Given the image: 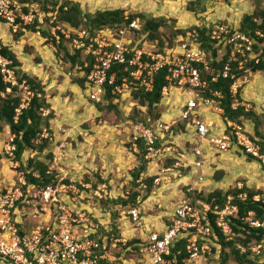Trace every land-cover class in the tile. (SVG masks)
Here are the masks:
<instances>
[{"label": "built area", "instance_id": "obj_1", "mask_svg": "<svg viewBox=\"0 0 264 264\" xmlns=\"http://www.w3.org/2000/svg\"><path fill=\"white\" fill-rule=\"evenodd\" d=\"M45 15L39 10L37 4H30L24 0H0V22L6 24L13 35L24 28L33 25L44 24ZM208 37L215 42L217 47V60L227 56L226 62L219 75L223 78L234 79L231 63L237 62L236 71L244 74L251 72L246 64H263L264 56L261 51L254 49L257 44L251 38L240 32L237 28L228 24L219 23L208 27ZM37 28V26H36ZM141 29L138 19L130 22L128 27L120 28L110 35L111 29L98 31L93 38L85 44L81 39H86V34L78 36L75 49H84L86 55L91 56V67L88 62L78 66L81 75L86 79V89L91 99L100 103L106 93V84L111 88L113 95L122 94L125 90L144 88L152 91L154 80L159 72L166 70V85L162 88V98L166 99L171 90H183L186 94L184 103L179 112V118L175 123L169 124L162 120L157 121L152 128L146 127L141 122L133 125V146L136 148L138 139H143L146 145V158L150 161L158 154H172L174 163L163 169L165 178L155 177L154 185L160 182L171 183V178L180 179L182 169L199 168L202 157L201 147L193 150V156L197 161L187 160V155L171 144L163 149L155 146L156 141L162 139V134L173 137L171 129L173 125L185 123L186 130H191L198 138L199 144L208 142L217 153H226L239 150L243 155L258 161L264 168V155L260 152V146L254 143L248 134L236 123L223 118L228 128L221 135L211 133L207 120L199 113L202 108H211L213 113L223 115V110L218 103L210 97H204L201 93L208 90V94L217 99H222V94L208 88V84L202 78V73L213 74L215 69L211 65L209 54L200 49L198 33L192 30L181 39L175 48L166 49L163 52L155 50L150 52L138 44L132 45L133 41L126 36L134 34ZM107 31V33H105ZM71 33V32H70ZM34 34L43 38L38 31ZM256 36L262 37L258 32ZM186 38V39H185ZM44 42L46 39H43ZM259 47L261 45H258ZM8 61L0 57L1 73L4 81L16 84L12 71L6 68ZM125 65L124 70L129 71V76H123L121 84L116 85V73H110L115 65ZM88 69L87 72L84 70ZM218 77V76H216ZM216 77L212 78L214 82ZM239 80V79H238ZM237 80V81H238ZM236 83L231 86L233 107H251L243 104L237 98ZM25 96L22 99L20 109L28 105L30 92L24 87ZM6 141H2L0 133V154L3 158L12 160L15 147L14 136L7 129ZM17 164V162H16ZM23 173H20L18 184L10 187L0 186V258L7 260L9 264H101L110 259L111 243L110 233L112 230L102 232V224L98 221L93 211L89 208H80L76 201L83 200L81 192L72 184L58 183L56 186H47L36 189L26 183ZM141 174L138 183L139 189H145L143 180L147 177ZM202 175L198 176V182H202ZM25 188V189H24ZM105 186L99 185L93 192L97 200L107 196ZM188 193L191 190H187ZM201 193V192H198ZM105 194V195H103ZM143 195L136 197V207L126 203L121 207L120 216L127 218L135 230L140 231L138 237L137 264H208L215 257L213 245L216 235L212 234L209 214L217 216V227L230 239L231 229L227 217L235 215L237 208L233 206L231 196L227 198L224 207H213L201 200L193 201L186 194L181 198L173 209L170 224L164 223L159 231L144 230L142 213L139 205L143 204ZM246 195L239 194L238 198L244 200ZM129 201V195L122 197ZM25 205V207L23 206ZM20 206H23L20 208ZM26 213V214H25ZM23 214L31 218H39L40 222L30 229L22 228L24 225ZM41 216H48L43 221ZM245 221L253 228L264 229V221L253 219L250 212ZM210 237L212 239H210ZM113 244L119 240H113ZM125 246V240H120ZM119 242V243H120ZM180 243V246H179ZM127 244V243H126ZM251 251L256 256L264 251V244L253 245Z\"/></svg>", "mask_w": 264, "mask_h": 264}, {"label": "rangeland", "instance_id": "obj_2", "mask_svg": "<svg viewBox=\"0 0 264 264\" xmlns=\"http://www.w3.org/2000/svg\"><path fill=\"white\" fill-rule=\"evenodd\" d=\"M63 1L59 0V2ZM71 1L79 3L81 9L88 13L123 9L126 15L131 13H144L156 18L163 17L167 20V23L165 27L160 29V33L164 38L165 49H169L177 47L179 41L184 39L187 33L192 31L194 27H212L214 24L224 23L238 28L243 16L253 11L257 0H228L227 2H223V0H201L206 11L205 13L198 14L189 11V8L193 5L197 9L201 8L197 5L198 0ZM259 2L264 7V0H259ZM210 9L211 11H209ZM220 11H222L221 15L223 17H221L223 19L214 17ZM227 11L231 13L230 20L224 19L226 14L228 16L229 12L227 13ZM232 14L234 15L233 18ZM44 25L48 33L56 35L57 31H61L60 33L64 34L63 44L71 54L75 49V44L78 43V36H83L81 32L75 31L74 33H69L68 31L71 32V30L64 24L57 25L52 30L50 24L45 21ZM176 30H183L186 35L174 36ZM30 32L23 31V34L28 33L29 35ZM114 32L116 31L110 32V35L114 36ZM0 33L2 37L11 35L9 27L4 23H0ZM74 36H77V38H74ZM36 37L33 34V37L31 36L26 39V43L22 47H18L19 50L16 51V54L21 59L19 60L22 63L23 72L37 76L46 86V94L49 97V102L55 117L51 120V134L47 132L43 133L44 138L50 140V145L42 152H26L23 156V162L26 163L30 158L43 162L48 166L50 172L56 174L58 183L69 180L70 183L67 184L76 186L78 190H84V192H81L83 200L76 201L79 203L80 208H89L93 211V214L96 215L98 221L103 226L101 228L102 232L112 230L109 237H111L113 246L109 248L111 256L108 264H137L138 248L136 245L130 243H133V241L138 242L140 231L135 230L127 218L120 216V212H122L121 207L123 206L122 197L126 195L130 196V193L134 190V186L131 184V171L139 165L137 149L134 146L132 147L135 132L132 124L139 117L135 110L136 103L133 101L131 95L134 89H128L122 94H118L119 96L114 103L112 101L113 106H115L114 109L107 108L108 103L106 102L101 110L92 103L91 95L89 96L90 91H87L86 88L84 89L79 85L73 86L75 84L74 82L81 78V75L76 68L73 69L69 64L64 62V53L58 51L55 45L52 44V46L50 42L49 44H45L44 38L37 37L35 39ZM126 37L131 39L133 44H139L143 41V37L137 33L128 34ZM55 40L58 43L59 37L56 36ZM170 42L171 46H169ZM140 47H144L150 52H154L158 48L157 42L148 40L146 42L143 41ZM38 59L40 60L39 64L36 61ZM243 80H247L244 83L245 85L241 83ZM53 81L57 84L54 89ZM235 83L237 86L236 91L237 93L239 92V101H241V90L246 89L245 93H247H243V98L245 95V99L253 104V108L258 112L260 110L261 112L263 111V113H258L254 109L253 112L257 117V121L250 123L243 120L242 127L249 136L258 142L264 143L263 98L261 100H255L253 98L254 95L260 96L261 87L264 86V72H248ZM175 92L178 91L172 90L173 94H176ZM178 95L179 100L181 99L180 102L183 101V97H187L185 93H183V96ZM24 96L25 93L23 91L21 97L24 98ZM162 103L161 101V106L157 108L158 112L164 109ZM178 106L176 109H178ZM176 120L177 118H174L171 124L175 123ZM215 120L220 123H225L223 118H215ZM256 122L258 123L257 128L255 127ZM6 130L7 127L5 126V129L1 132L3 142L7 138L5 135ZM256 132L263 136V139L258 137ZM161 137L159 149H163L171 144L186 154L187 160L192 161L194 158L193 150L196 144H199V140L191 130H186L185 135L177 134L173 137H168L162 134ZM201 148L203 151L207 150L209 148L208 142L201 144ZM215 155L214 160L216 162L212 160L208 161V159L203 163V177H205L203 182L205 184L209 183V186H211V180L214 181L215 175L221 172V180L216 184L217 188H222V190L227 191L233 188L247 186L249 189L262 192L264 196V168L258 161L243 155L239 150H232L224 154L218 153ZM170 158H172V154L162 153L150 160L148 163V176L165 178L166 173L163 172V169L166 168L165 164H167ZM200 160L203 162L205 159L201 157ZM190 168L186 171L182 169L181 175H188L189 173L191 178L194 177L193 179L197 182L198 176L202 175V170L196 168L192 171V168L191 170ZM0 171L3 172L1 179H4L6 182L2 187H10L13 184H18L20 173H23V176L22 174L21 176L24 177V172L19 171V163L16 164L13 159H5L3 155L0 163ZM9 181L10 184L8 183ZM83 184H89L91 189H85ZM99 185L105 186L103 190L107 191V196L102 200H97L93 195L94 190ZM194 185L195 187L190 193L185 190L173 191L168 187L170 191L163 190L166 192L165 194L160 192L162 191L161 188L154 185L152 187V190L156 193L154 200L149 195V198H144L143 204L138 206L142 213V231L161 230L164 226V219L171 216L175 204L185 194L194 201L196 200L192 195L194 192H201L206 195L215 190L211 189L212 186L201 187L198 183ZM179 189H182V183L179 185ZM163 194L165 196L169 195L173 199L169 198L163 202ZM255 198L258 199L259 197L257 196ZM161 204L163 205L161 206ZM23 206L25 207V205ZM23 206H20V208ZM25 214L22 215L24 221L22 228L27 230L40 222L39 218L33 219L28 214ZM41 217L43 221L49 219L48 216ZM113 240H119V242L120 240H125L127 244L125 243V246L121 242L113 244ZM217 240L218 237L213 240L215 242L216 256L209 260L208 264H221V256L219 255L221 246L217 245ZM262 256L264 257V254ZM0 263L9 264L7 260L1 258ZM259 263H264V258ZM225 264L236 263L231 258H228Z\"/></svg>", "mask_w": 264, "mask_h": 264}, {"label": "trees", "instance_id": "obj_3", "mask_svg": "<svg viewBox=\"0 0 264 264\" xmlns=\"http://www.w3.org/2000/svg\"><path fill=\"white\" fill-rule=\"evenodd\" d=\"M215 1V0H209ZM217 1V0H216ZM228 0H223L227 2ZM28 5L37 4L39 10L45 15L44 21L50 24L51 30L56 28L57 25H67L71 30V33L84 32L86 34V39H79L81 42L87 44L93 36L101 30H118L120 28L128 27L131 21L138 19L141 25V29L138 32L139 36L143 37V41L146 42H157V51H165L164 38L160 33V29L165 27L167 20L163 17L156 18L144 13H131L126 15L123 9L114 10H103L96 11L95 13L84 12L81 6L77 2L71 0H64L59 2V0H24ZM197 5L201 8L197 9L193 6L189 8V11L198 14L205 13L206 8L201 0H198ZM237 28L240 32L245 35L254 38L256 45L254 49L261 51L262 56H264V7L261 6L259 0L256 1L254 10L250 14H245L239 23ZM230 25V24H229ZM37 26V28H36ZM231 26V25H230ZM233 27V26H231ZM65 28V27H64ZM25 31H31L32 33L39 30L41 36L46 39L45 44L49 42L51 45H55L58 51L64 53V62L70 65L71 68L78 71V66H83L85 62L89 63L91 67L93 60L91 56L85 54L84 49H74L71 54L68 52L67 47L63 44L64 34L59 31L56 35L48 33L45 25H39L35 22L33 25L24 28ZM198 33V42L200 43V49L209 54L211 59V65L215 69L213 74H208L203 72L202 78L208 84V88L214 92H219L222 94V99L213 98L208 94V90H204L201 95L204 97H210L214 102L218 103L220 108L223 110V118L228 121L236 123L242 129V121H248L253 123L257 121V117L251 108L246 111L243 107H238L235 110L233 107V98L231 95V86L240 78L244 76L243 71H236L237 62L231 63L232 73L236 76L234 79L226 78L223 79L219 73L222 70L223 65L226 62L227 56L220 60H217V47L215 42L210 40L208 37V28L206 26L194 27ZM130 34H131V30ZM70 33V31H68ZM262 35V37L256 36V33ZM51 34V36H50ZM16 38L23 35V31L15 34ZM185 36L186 33L183 30H176L174 36ZM56 36L59 37L57 43ZM73 38V36H72ZM77 38V36H74ZM142 41V42H143ZM139 43L138 47L140 48ZM52 45V46H53ZM132 45H134L132 43ZM258 45H261L260 47ZM171 46V42L169 44ZM0 57L8 61L6 68L13 72L16 84L10 82H5L3 74L1 73L0 65V133L5 129V126L14 136L13 145L15 147L13 153V161L19 163V171L24 172V178L28 185L33 186L36 189H43L47 186H56L58 184L56 174L49 171L47 165L34 158L28 159L26 163L23 162V156L26 152H42L46 147L50 145V140L44 138L43 133L47 132L51 134V120L54 119L55 115L52 110L51 104L49 102V97L46 94V86L42 83L41 79L35 75L23 72L22 63L20 62L18 56L6 45L0 41ZM39 64L40 60H36ZM125 65H115L110 73H116V85L121 84V79L123 76L128 77L129 71L124 70ZM246 68L251 69L252 73L264 72L263 64H246ZM85 72L88 69L84 70ZM166 70L158 73L154 80L153 90L148 92L144 88H136L131 93L133 101L136 103V112L139 115L138 119L133 121L132 125L141 122L148 128H152L153 124L160 120L161 112L157 111V108L162 101V88L166 85L165 82ZM218 76V77H216ZM216 77L213 82L212 78ZM75 84L86 88V79L81 75V78L74 82ZM24 87L30 92V98L28 105L21 109L19 113L17 110L20 109L22 104L21 93L24 91ZM9 90V92H8ZM119 95H113L111 93V88L106 84V93L102 98V102L96 103L92 100V103L102 110L107 102V108L114 109L112 101L118 98ZM239 97V92L237 93V98ZM239 100V99H238ZM241 102V101H240ZM141 108H145L141 111ZM143 112V113H142ZM145 114V115H144ZM258 123L256 122V128ZM174 135L186 134V124L178 123L171 129ZM256 135L263 139L258 132ZM249 136V135H248ZM250 139L260 146V152L264 155V143L258 142L251 136ZM137 148V158L139 160V165L131 171V184L134 186V190L130 193L129 201H122L125 205L130 203L131 206L136 207L135 202L138 195L142 196V201L147 198L153 192L152 187L154 186L155 177L147 176L143 180L145 189H139L140 184L138 183L141 174H147L148 163L150 162L146 158V145L143 139H138L135 141ZM155 146L158 148L160 146V141H156ZM133 147V142H132ZM2 156L0 154V163ZM174 163L171 158L168 160L165 167H169ZM220 174L215 175L214 180H221ZM64 184L70 183L69 180H65ZM25 189V188H24ZM239 194L246 195L244 200L238 198ZM196 200H201L206 204L218 205L222 208L227 203V198L231 196L230 203L237 208V213L227 217L228 225L231 229V238L228 239L222 232L220 228L217 227V216L212 213L209 214L210 227L212 228V234L218 237L217 245L221 246L220 256L221 264H225L228 258H231L236 264H264L259 263L264 254V251L260 255L256 256L252 253L251 248L256 244H264V229L253 228L245 221L250 212L253 213V219L260 222L264 221V196L262 192L249 189L247 186L242 188H233L231 190L224 191L222 189H216L208 194L194 192L192 194ZM259 197L256 199L255 197ZM195 201V200H194ZM121 202V200H120ZM171 217V216H170ZM170 217H166L164 223L170 224ZM210 239H212L210 237ZM133 241V243L136 245ZM180 246V243H179ZM213 251H216L213 245ZM229 251V252H228ZM216 256V255H215ZM101 264H108V262H101Z\"/></svg>", "mask_w": 264, "mask_h": 264}, {"label": "crops", "instance_id": "obj_4", "mask_svg": "<svg viewBox=\"0 0 264 264\" xmlns=\"http://www.w3.org/2000/svg\"><path fill=\"white\" fill-rule=\"evenodd\" d=\"M229 4H230V2H229ZM229 10H230V5H229ZM254 10V9H253ZM209 11H211V9L209 10ZM229 11H227V13H228ZM222 14V11H220L218 14H216L214 17H217L218 19H220V18H222L223 16L221 15ZM250 14V13H249ZM230 15H231V13L229 12L228 13V16H227V14L225 15L226 17H224V19H226V20H230ZM222 16V17H221ZM234 17V15L232 14V18ZM223 19V18H222ZM241 21V20H240ZM0 23H2V22H0ZM3 24V23H2ZM6 25V24H5ZM239 27V26H238ZM33 34L34 33H32V32H30V34L28 35V33H26V34H23L21 37H19V38H16V35H10V36H8V37H6V36H4V37H2V34L0 33V41L4 44V45H6V46H8L15 54L17 53L16 51L17 50H19L18 49V47L19 46H23L26 42H25V40L26 39H28L29 37H33ZM34 39V38H33ZM35 39H37V37L35 38ZM23 49V48H22ZM17 55V54H16ZM19 58V57H18ZM20 59V58H19ZM21 60V59H20ZM246 79V78H245ZM247 82V80H243L241 83L242 84H244V83H246ZM77 86V84H74L73 86ZM245 85V84H244ZM57 86V84H56V82H54L53 81V89H54V87H56ZM73 88V87H72ZM74 89V88H73ZM174 91H178V92H175L176 94H173L172 93V90H171V92H170V95L166 98V99H164V100H166V101H162L163 103H162V105H163V107H164V109L163 110H161V118H160V120H162V121H164V122H167V123H172V121L174 120V118L176 119L177 118V120H178V116H179V112H180V108H181V106H182V104L184 103V100H185V98L183 97V101L182 102H180V100H179V98H178V94H180L181 96H183V93H184V91L183 90H178V89H174ZM245 91H246V89H244V90H241V93H240V100H241V102L243 103V104H246V103H248L250 106H251V111L253 112V110L255 109V108H253L254 106H253V104H251V102L249 103L248 101L249 100H246L245 99V95H244V98H243V93L244 94H246L245 93ZM261 93H260V96L258 97L257 95H254V94H252V95H254L253 96V98L256 100V99H262L263 98V102L262 103H264V86H262L261 87ZM182 93V94H181ZM261 103V102H260ZM179 105V106H178ZM161 106V104L159 105V107ZM176 106V107H175ZM177 106H178V109H176L177 108ZM143 111H144V109L145 108H141ZM255 111H257L256 109H255ZM258 112V111H257ZM199 113L203 116V118L205 119V120H207V122H208V124L210 125V129H211V133L213 134V135H216V136H219V135H221L222 134V132H224V130L226 129V128H228V124H227V122L225 121V123H220V122H218V121H216L215 120V118H223L222 116H220V115H218V114H216V113H213L212 112V110H211V108H209V107H207V108H202V109H200V111H199ZM258 113H263V111L261 112V110H260V112H258ZM215 130H217V131H215ZM244 130V129H243ZM245 131V130H244ZM217 134H216V133ZM247 133V132H246ZM190 134V133H189ZM248 134V133H247ZM249 135V134H248ZM184 137H188V136H184ZM205 143V142H204ZM203 144V143H202ZM209 145V144H208ZM199 147H201V144H196V147L195 148H199ZM194 148V149H195ZM202 149V148H201ZM230 152V151H229ZM227 153V152H226ZM215 154H218L216 151H215V149L213 148V147H211V145H209V148L207 149V150H205V151H203L202 150V157H203V159H205L203 162H202V160H198V161H201V166L198 168V169H201L202 170V177H203V175H204V173H203V163H205V161H207L208 159V161H210V160H212V161H214V162H216L214 159H215ZM221 154H224V153H221ZM171 159V158H170ZM197 161V159L196 158H193L192 159V161ZM191 161V162H192ZM188 169V168H187ZM187 169H183L184 171H186ZM193 169H196L195 167H192V171H193ZM190 170H191V168H190ZM3 172L2 171H0V186L2 187V186H4L3 184H5L6 182L4 181V179H1L2 178V174ZM194 178V177H193ZM193 178H191V176L189 175V173H188V175H183V178L182 179H177V178H171V183H166L165 181H163V182H160L159 183V185H158V187L159 188H161V190L162 191H160V192H162V193H166V192H164L163 190H165V191H167L168 192V190H169V188L171 189V190H173V191H177V190H185V191H187V190H192V189H194V187H195V183H198V185H201V187H203V186H209V183H207V184H205L203 181H204V178L205 177H203V181L202 182H196ZM208 179V178H207ZM212 181V184H211V186H209V187H211V189L213 190V189H222V188H217V186H216V184L218 183V182H220V181H213V180H211ZM9 184H10V181L8 182ZM181 183H182V189H179V185H181ZM190 183V184H189ZM193 185V186H192ZM83 186L85 187V189H88V190H90L91 189V187H90V185L89 184H83ZM169 187V188H168ZM97 190V189H96ZM198 190H200L199 188H198ZM170 191V190H169ZM214 191V190H213ZM212 192V191H211ZM183 193V192H182ZM155 191H153L152 193H151V195H150V197L152 196L153 197V200H154V198H155ZM163 194V195H164ZM184 195V194H183ZM149 198V197H148ZM169 198H171V197H169V195H167V196H163L162 197V201L164 202V201H166L167 199H169ZM171 199H173V198H171ZM163 204H161V206H162ZM1 264V263H0Z\"/></svg>", "mask_w": 264, "mask_h": 264}, {"label": "clouds", "instance_id": "obj_5", "mask_svg": "<svg viewBox=\"0 0 264 264\" xmlns=\"http://www.w3.org/2000/svg\"><path fill=\"white\" fill-rule=\"evenodd\" d=\"M10 29V28H9ZM11 32V31H10ZM12 34V33H11ZM13 35V34H12ZM161 96H162V92H161ZM162 101H163V98H162ZM159 121V120H158Z\"/></svg>", "mask_w": 264, "mask_h": 264}]
</instances>
